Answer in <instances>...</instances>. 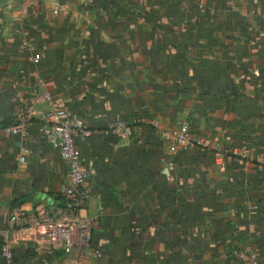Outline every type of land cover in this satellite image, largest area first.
I'll list each match as a JSON object with an SVG mask.
<instances>
[{
    "label": "crops",
    "instance_id": "crops-1",
    "mask_svg": "<svg viewBox=\"0 0 264 264\" xmlns=\"http://www.w3.org/2000/svg\"><path fill=\"white\" fill-rule=\"evenodd\" d=\"M41 90L89 134L99 264H248L233 248L264 264V0H0V264H77L35 226L68 173ZM26 118L28 137L6 131ZM184 121L223 156L168 158L159 136Z\"/></svg>",
    "mask_w": 264,
    "mask_h": 264
},
{
    "label": "built area",
    "instance_id": "built-area-1",
    "mask_svg": "<svg viewBox=\"0 0 264 264\" xmlns=\"http://www.w3.org/2000/svg\"><path fill=\"white\" fill-rule=\"evenodd\" d=\"M34 60L39 62L41 55L36 54ZM35 102L44 103L48 106V112L43 118L44 139L47 144L59 152L61 159L68 166L67 182L61 192L65 198V203L50 207L41 213L35 226L47 237L52 247L75 254L77 251H83L92 262L91 264H98L102 253L94 248L91 242L97 221L96 219L85 218L80 214L92 196V189L88 184V173L82 163L81 151L75 142L77 136L85 139L89 134L83 130L81 121L73 120L71 114L62 108L56 95L41 90L35 95ZM2 121L0 117V125ZM29 123L26 118L17 125L7 127L6 131L12 135L28 137ZM112 130L130 133L129 126L122 121L115 123ZM161 135V141L166 146L168 158L194 146L215 150L218 159L224 154L216 140L197 136L191 131L190 123L187 121L182 122L177 131L163 132ZM25 161L24 156L19 158L21 164ZM163 173L169 176L167 169H164ZM5 239L6 232L0 229V241L4 244L1 253L9 262H12L13 252L8 248ZM232 256L241 262L260 264L258 255L254 252L234 251Z\"/></svg>",
    "mask_w": 264,
    "mask_h": 264
},
{
    "label": "rangeland",
    "instance_id": "rangeland-1",
    "mask_svg": "<svg viewBox=\"0 0 264 264\" xmlns=\"http://www.w3.org/2000/svg\"><path fill=\"white\" fill-rule=\"evenodd\" d=\"M161 136L162 135H160L159 137H160V140H162L161 139ZM97 221V220H96ZM97 226H98V222H97ZM96 226V227H97ZM95 227V228H96ZM92 235H93V233H92ZM91 239H92V237H91ZM93 244V243H92ZM94 246V248H96V249H98L101 253H102V257H103V252H102V250L98 247V246H95V245H93ZM102 257H101V259H102ZM100 259V260H101ZM100 260L98 261V264H99V262H100ZM74 262H76L77 264H82V263H84V262H88V264H91L92 262L88 259V257H87V255H86V253L85 252H83V251H77L76 252V254H75V261Z\"/></svg>",
    "mask_w": 264,
    "mask_h": 264
},
{
    "label": "trees",
    "instance_id": "trees-1",
    "mask_svg": "<svg viewBox=\"0 0 264 264\" xmlns=\"http://www.w3.org/2000/svg\"><path fill=\"white\" fill-rule=\"evenodd\" d=\"M1 125H4V123L2 122ZM200 149H203V148H200ZM61 202H62L61 204H64V203H65V198H64V197H63V199H62ZM14 205H15V204H13V206H14ZM3 245H4L3 242L0 241V252H1L2 248H3ZM28 249H32V250H34L31 246H28L27 249H25V250H28ZM234 251H242V250H241V249H238V248H233V249L231 250V252H230V257H231L232 259H234V260H237L235 257L232 256V253H233ZM1 255H2V253H1ZM13 261H14V253H13V260H12L11 263H13ZM238 261H239V260H238ZM243 262H244V261H243Z\"/></svg>",
    "mask_w": 264,
    "mask_h": 264
}]
</instances>
